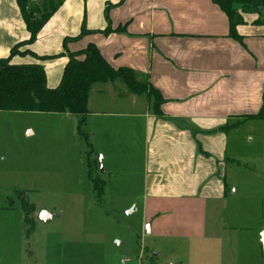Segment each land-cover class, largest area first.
<instances>
[{"label":"crops","instance_id":"crops-1","mask_svg":"<svg viewBox=\"0 0 264 264\" xmlns=\"http://www.w3.org/2000/svg\"><path fill=\"white\" fill-rule=\"evenodd\" d=\"M240 15L234 38L212 0H64L34 43L10 58L14 66H42L54 89L67 63L63 40L84 24L91 33L68 42L70 52L93 44L112 68L134 71L160 96L157 115L148 98L95 84L84 130L101 155L103 196L123 181L124 210L140 211L162 264H264V116L256 117L264 107V24ZM28 38L15 0H0V58ZM45 114L77 131L75 116ZM28 204L33 231L25 236L19 204L22 222L1 234L0 264H72L57 247L47 252L43 240L28 245L37 226L61 221Z\"/></svg>","mask_w":264,"mask_h":264},{"label":"rangeland","instance_id":"rangeland-1","mask_svg":"<svg viewBox=\"0 0 264 264\" xmlns=\"http://www.w3.org/2000/svg\"><path fill=\"white\" fill-rule=\"evenodd\" d=\"M148 99L154 104L152 95ZM85 150L76 126L62 117L0 112V237L22 222L19 200L25 197L61 217L37 226L30 247L43 240L47 252L59 248L72 264H162L151 254L140 211L127 215L135 206L124 210L130 198L118 190L123 181H112L102 201L93 195ZM98 158L94 172L100 176L104 167ZM39 179L42 190L25 191ZM59 239L66 240L63 246Z\"/></svg>","mask_w":264,"mask_h":264},{"label":"trees","instance_id":"trees-1","mask_svg":"<svg viewBox=\"0 0 264 264\" xmlns=\"http://www.w3.org/2000/svg\"><path fill=\"white\" fill-rule=\"evenodd\" d=\"M64 0H15L22 17L29 38L10 50L7 58H0V111L3 112H35L69 114L75 116L77 134L85 144L88 180L92 183L93 191L98 201H102L103 183L94 172L96 154L92 150L90 137L84 130L88 113L87 101L95 84L113 83L122 87L119 93L154 98V112L160 115V96L148 84L146 78L141 77L127 68H112L100 55L93 44L85 48L70 52L66 44L76 41L91 32L81 25L80 33L73 38H64L63 55L67 58L59 84L54 89L46 86L44 69L40 65L14 66L10 64L13 55L21 54L19 48L34 43L38 33L50 17L60 8ZM229 21L230 35L236 38L235 27L242 24L240 13L257 15V24H264V0H212ZM239 8V11L238 9ZM102 33L106 34L107 30ZM29 53L25 51L24 54ZM48 59V58H39ZM264 116V107L256 117ZM24 214V234L29 236L33 231V220L30 215L32 205L25 199L20 201Z\"/></svg>","mask_w":264,"mask_h":264},{"label":"water","instance_id":"water-1","mask_svg":"<svg viewBox=\"0 0 264 264\" xmlns=\"http://www.w3.org/2000/svg\"><path fill=\"white\" fill-rule=\"evenodd\" d=\"M98 166L100 168V158H98ZM133 210L134 209L132 208L129 212H127V215H129ZM261 238H262L261 244H262V247H263V250H264V234L261 236Z\"/></svg>","mask_w":264,"mask_h":264},{"label":"built area","instance_id":"built-area-1","mask_svg":"<svg viewBox=\"0 0 264 264\" xmlns=\"http://www.w3.org/2000/svg\"><path fill=\"white\" fill-rule=\"evenodd\" d=\"M125 262H126V261H125V260H123V261H122V264H125Z\"/></svg>","mask_w":264,"mask_h":264}]
</instances>
